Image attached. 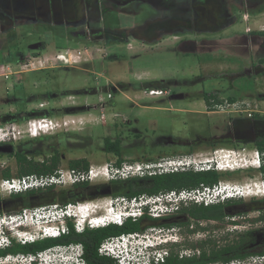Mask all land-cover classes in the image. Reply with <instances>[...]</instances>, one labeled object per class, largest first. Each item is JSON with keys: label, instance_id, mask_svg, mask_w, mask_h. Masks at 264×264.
I'll return each instance as SVG.
<instances>
[{"label": "rangeland", "instance_id": "rangeland-1", "mask_svg": "<svg viewBox=\"0 0 264 264\" xmlns=\"http://www.w3.org/2000/svg\"><path fill=\"white\" fill-rule=\"evenodd\" d=\"M237 16L234 25L201 36L216 38L210 45L211 51L208 45L200 47L199 44H185V40L193 37L187 32H173L172 35H164L161 41L148 43L133 38L124 42L88 43L69 34L66 36L67 32L57 27L52 31V54L70 51L77 57L79 52L86 61L74 68L65 66L53 68L52 72L47 73L29 71L21 75L10 74L8 79L0 77V112L15 110V107L5 104L4 99L7 97H18L26 101L31 95L48 91H52V95H60V99L52 101V106L53 102L59 101L63 106L93 107L82 113V117L66 118V127L52 130L55 133L64 131V128L74 129L71 134L83 138L70 141L72 146L60 165L63 169L69 168L66 165L68 161L79 159L87 160L92 165L114 162L112 156L102 151V140L115 133L123 134L125 163L188 155L182 153L185 148L171 141L192 140L194 133H215L217 145L214 148L231 146L220 142L226 141L223 138L225 131L236 119H242L249 129V137L237 146L253 148V142L264 138V47L254 45L253 42L241 45L236 39L227 40L244 33L246 24L240 14ZM249 16L251 21L248 25L253 30L264 23V15L258 17L249 13ZM153 17L155 12L142 5L131 17L117 13L106 15L100 27L111 31L121 30L134 23L143 24ZM170 30L174 29L167 28L165 32L169 33ZM53 63L62 65L56 60ZM5 66H9L10 72L19 70L13 64ZM5 66L0 68V74L6 72ZM114 88L117 91L112 92ZM208 93H215L222 101L212 111L206 109L203 101V95ZM108 94L111 98H108ZM228 99L233 101L229 102ZM21 106L25 108V105H18L19 108ZM123 118L129 120L130 125H125ZM12 125L15 127L17 142L29 137L25 124ZM0 127L4 125L0 124ZM130 128L139 130L143 138L135 139L127 134ZM57 140L52 139V146L56 144L61 153H66L67 145L64 142L57 145ZM212 149L199 148L191 151L190 156L195 159L209 157ZM5 167L14 168V160L0 157V169ZM240 176V173H224L219 180H243ZM248 176H257V173L250 172ZM9 196L6 191L0 192V198ZM40 208L42 206L23 208L20 212L32 214ZM259 216L260 213L253 211L233 218L232 221L238 224L229 226L227 234L219 230L215 237L216 246L221 248L232 244L246 231H256L262 227L263 223L258 222ZM32 218L33 224L28 225L31 229L35 223L41 227L52 226L49 219H39L37 222L34 216ZM44 254L40 260L52 264L54 252L48 250ZM252 257L256 261L251 264H264V258Z\"/></svg>", "mask_w": 264, "mask_h": 264}, {"label": "flooded vegetation", "instance_id": "flooded-vegetation-1", "mask_svg": "<svg viewBox=\"0 0 264 264\" xmlns=\"http://www.w3.org/2000/svg\"><path fill=\"white\" fill-rule=\"evenodd\" d=\"M142 5L154 11L155 17L151 19L148 18L143 24L134 23L128 28H122L121 30L116 29L111 31L100 27V23L104 21L106 15L117 13L131 17L138 12ZM249 13H253L258 17L264 15V0H0V66L4 67L5 65L13 64L15 68L18 67L19 70L10 72L9 66H5L6 72H10L9 75L13 73L21 75L29 71L47 73L52 72L53 68L65 67L53 63L55 59L54 54H52V31L57 27L64 29L67 32L66 36L69 34L77 40H83L88 43H108L109 41L124 42L128 38H133L142 43H148L161 41L164 35H172L173 32H187L193 37L190 40H185V44L194 46L199 44L200 47L208 45V50L211 51L210 45L216 41V38L207 39L201 36L205 34H214L217 31L234 25L238 20L237 14L241 15V20L246 24L244 33L232 36L227 40L236 39L235 41H238L241 45L253 42L254 45L263 48L264 23L253 30L248 25L251 21ZM171 27L174 30H170L169 33H166V29ZM196 37H199V39L195 40ZM77 59L74 66L66 67L74 68L77 64L86 61L81 58L80 53ZM104 91H106V89H104ZM115 91H117V88L112 89V92ZM58 96L60 97V95H52V91H48L44 94L31 95L27 97L26 101L18 97H7L4 99L5 104L8 107H15V110L0 112V124L1 121L4 120L5 123L1 125L9 127V138L6 142L0 143V147L12 148L9 154L0 152V157L13 159L14 165L17 155L25 157L27 161H31L32 163L52 165V156L58 155V168L61 167V163L67 158L69 148L72 146L70 141H77L83 138L81 136L72 135L71 132L75 131L74 129L67 130L64 128L62 129L64 131L52 133V122L58 126L56 128L65 127L63 123H67L65 121L66 118L82 117L80 116L82 113L92 110L93 107L76 105L63 106L59 101L56 103L53 102L54 104L52 106V101L60 99ZM108 98H111L110 94H108ZM18 105H25V108H22V106L19 108ZM116 116L117 115L114 117ZM101 118L103 119V115H101ZM41 120L50 122L51 128L49 127L50 129L48 128L46 131L37 130L36 134L31 135L28 131V123L30 121ZM122 121L125 122V125H130L129 120L123 118ZM14 123L25 124L26 132H28L29 137L17 142L15 127L12 125ZM115 125L116 123L114 122L113 127H115ZM49 130H51V132H49ZM80 130L81 129L77 131ZM225 133L226 135L223 138L234 142L235 146L249 137V129L244 125L242 119H236L235 122L230 125V128H227ZM17 134H19V132H17ZM127 134H130V136L135 139L143 138V134L134 128L127 129ZM59 137L60 139L57 140ZM122 137V133H115L114 136H106L102 140V151L112 156L111 158H114V162H109L114 166H118V158L123 159L125 157ZM192 137H194L192 140L179 139L175 142L173 140L171 143L185 148L182 153H189L188 155H191V151L193 150L199 148L210 150L217 145V137L213 132L208 134L194 133ZM252 137H254V135H252ZM52 139L57 140V145L64 142L67 145L65 149L66 153H61L56 147V144L52 146ZM107 145L114 146L118 151L116 153L106 152ZM156 159L159 160L163 158L158 157ZM157 160L133 162L150 163L156 162ZM69 162L70 161L66 163L67 166ZM122 163L125 162L122 161L120 164ZM10 168L14 169L12 167ZM49 175H52V173L47 175L33 174L22 177H41ZM136 179L142 178L137 177ZM116 182L117 181L107 183H81L69 188L49 187L52 188L54 195H56V202L52 204H65L64 201H61L64 200L61 197L62 195L67 197L65 199L69 200L66 202L68 203L73 202L71 199L80 201L103 196L114 197L117 193L121 192L131 193L129 190H122L119 187H114ZM262 199L250 200L247 202L243 200L240 201V204L248 203L252 206L261 207L257 211L260 213L258 222L263 224L262 227L256 230L258 233L255 236L258 240L256 246L253 248V252L256 253L264 250V220L261 219L262 215L264 216V201ZM31 201L32 199L0 198V215H4L5 217H17L22 210L21 207L26 203L30 204ZM191 205L204 206L189 203L187 205H181L177 211L160 216L159 218L143 216L135 222H127L138 223L141 231L136 233L146 232L154 239L159 237H166L168 239L165 244L157 246L154 251H165V257L160 264H230L235 260L244 261L252 257L248 256L244 259H231L226 261L224 258L217 259L215 255L216 249L218 248L215 240L217 232L223 230L222 232L227 234L229 226L233 224L237 225L238 223L233 222L232 219L246 214L241 212L244 211L242 208L243 206L238 205L233 207L229 204L225 205L224 202L214 204L219 205V208L217 210L212 209L207 213L195 215L178 213L182 208ZM18 231L36 232L35 229H31L30 226L20 225L18 218L6 221L3 227V233L9 237L10 244L0 249V264H25L23 260L25 256H35L40 253L26 252L24 248L25 245L17 243L14 238V232ZM89 231L93 230H86L82 234ZM247 232L250 231H246L245 233ZM71 233L75 234L70 227L67 235ZM77 244L83 246V252L85 253V246L82 241L55 244L52 249L55 248L54 250H56L57 247L69 248ZM71 251L69 252L71 253ZM255 256L264 257L259 255ZM227 257H229L228 254L225 255V258ZM39 261L38 258L35 259V263ZM52 261V264H61L57 253L53 254ZM111 264H113L112 261Z\"/></svg>", "mask_w": 264, "mask_h": 264}, {"label": "built area", "instance_id": "built-area-1", "mask_svg": "<svg viewBox=\"0 0 264 264\" xmlns=\"http://www.w3.org/2000/svg\"><path fill=\"white\" fill-rule=\"evenodd\" d=\"M77 57L70 51L54 55V59L61 62L63 66H73L77 62L73 59H77ZM0 68L3 67L0 66ZM9 73L3 72L0 77L8 79ZM63 126L66 127L67 123H63ZM49 127L50 122L46 120L28 123V131L31 135L36 134L38 129H48ZM56 127L58 126L52 122V129ZM8 129V126L0 127V143L8 140ZM188 170H193L192 172L196 173L212 171L219 175L240 173L239 178H243V180H238V178L219 180L212 186L200 185L192 190L164 191L153 196L141 195L133 198L103 196L65 204L55 203L35 210L38 211L37 213L29 214V212L22 211L17 217L0 215V249L10 244L9 237L3 233V227L6 221L13 220V218L33 224L32 216H34L35 221L38 220L37 222L39 219L46 218L52 223V226L40 228L39 232H14L17 243L26 245L45 238L57 239L65 236L69 233L70 227L75 234H82L86 230H97L108 226L119 227L127 221L135 222L143 216L159 218L173 213L181 205L189 203L209 206L224 203L227 200L264 198V150L237 145L214 148L209 152V157L199 159L186 155L163 158L150 163L132 162L122 163L118 166L111 163L90 164L87 169L58 168L49 176H28L1 180L0 192L6 191L12 195L49 187L69 188L81 183H107ZM250 172H256L257 176H248ZM167 240L166 237L154 239L146 232L111 236L98 245L97 255L110 259L113 264H160L165 257V251H154L158 245L166 243ZM54 249L50 250L54 254L57 253L61 264L62 262L63 264H87L81 244L69 248L57 247L56 250ZM44 253L45 251L35 256H25L23 260L25 264H33L32 261L36 258L41 259L45 255ZM254 260L255 258L250 257L244 261L235 260L230 264H251L254 263Z\"/></svg>", "mask_w": 264, "mask_h": 264}, {"label": "trees", "instance_id": "trees-1", "mask_svg": "<svg viewBox=\"0 0 264 264\" xmlns=\"http://www.w3.org/2000/svg\"><path fill=\"white\" fill-rule=\"evenodd\" d=\"M1 64V63H0ZM203 100L205 102L206 109L208 110H214L217 106L222 104V101L219 100L218 96L215 93L210 94H204ZM229 102H232L233 99H228ZM222 143H228V145L235 146L234 142H231L229 140H226ZM217 144V143H216ZM254 147H256L259 150H264V138L259 139L255 142H253ZM118 150L112 145H107L106 152L109 153H116ZM123 161L122 158H118L117 165H120V163ZM14 169H11L10 167H5L3 169H0V180H7L11 179L13 177H22L27 175H47L50 173H53L56 168L59 166V157L58 155L52 156V165L49 164H38V163H32L31 161H27L25 157H21L17 155L15 157V165ZM89 166V163L83 159L79 160H73L70 161L68 164V167L70 169H87ZM219 174H216L215 172H202V173H196L192 171H186V172H177V173H170V174H164V175H156L152 177H144L142 179H136L131 178L124 181H117L114 184V187H119L122 190H129L131 193H117L115 196H123L126 198H133L137 197L139 195H157L160 192L164 191H179L182 189H196L201 184L206 186H212L216 184L220 179ZM61 201H64L65 203L69 200L65 199L66 196L62 195ZM11 199H25L29 200L32 199L31 203H26L24 206L21 207V209L25 208H34L37 206H49L52 203L56 202V195H54V192L52 188H48L46 190H37V191H27L25 193L20 194H12L9 196ZM74 201V199H71ZM264 201V198L262 199ZM241 199L237 200H227L225 202V205L229 204L233 207L241 205L243 206L242 213H248L253 211H258L261 207L252 206L251 204L241 203ZM258 202V201H256ZM38 203V204H37ZM260 203V202H258ZM219 205H211V206H196L191 205L189 207H184L178 213L182 214H202L210 212L212 209H218ZM262 220H264V216L261 217ZM141 229L138 226V223H130L125 222L123 225L117 227V226H108L102 229H97L93 231L86 232L82 235H75L73 233L58 238V239H52V238H45L39 241H35L30 244H26L24 246L26 252L36 253V252H44L47 250H50L55 246V244H66L70 241H82L85 246V253L84 258L87 264H111V260L105 257H99L97 255L96 249L99 243L110 236H118L121 234L126 233H133V232H139ZM257 231H250L243 235H240L238 237V240L233 242L232 244H228L226 246H223L221 248L216 249L215 255L217 259L224 258V260H234V259H244L248 256H264V250L261 252H253V248L257 244V238L256 234ZM264 246V245H263ZM228 254L229 257L225 258V255ZM163 264H171V263H163Z\"/></svg>", "mask_w": 264, "mask_h": 264}, {"label": "bare ground", "instance_id": "bare-ground-1", "mask_svg": "<svg viewBox=\"0 0 264 264\" xmlns=\"http://www.w3.org/2000/svg\"><path fill=\"white\" fill-rule=\"evenodd\" d=\"M50 128H51V127H50ZM50 128H49V129H50ZM39 130L46 131L45 128L38 129V131H39ZM43 131H42V132H43ZM36 137H37V135H36ZM37 221H38V220H37ZM26 225H30V226H31L32 224L28 221V222H26ZM33 228H34L35 231H36V230H39V229L42 228V227H41V225H39V223H35V225L33 226Z\"/></svg>", "mask_w": 264, "mask_h": 264}, {"label": "water", "instance_id": "water-1", "mask_svg": "<svg viewBox=\"0 0 264 264\" xmlns=\"http://www.w3.org/2000/svg\"><path fill=\"white\" fill-rule=\"evenodd\" d=\"M5 123V121L4 120H2L1 121V124H4ZM11 151H12V148H10V147H0V152H2V153H11Z\"/></svg>", "mask_w": 264, "mask_h": 264}, {"label": "clouds", "instance_id": "clouds-1", "mask_svg": "<svg viewBox=\"0 0 264 264\" xmlns=\"http://www.w3.org/2000/svg\"><path fill=\"white\" fill-rule=\"evenodd\" d=\"M18 223V222H17ZM19 224L21 225H25V226H28V225H26V222L25 221H19ZM5 226V225H4ZM165 244V243H164ZM161 245V244H160ZM159 246V245H158ZM40 260V259H39ZM32 263L33 264H48V263H46L45 261L44 262H42V260H40L38 263H35V259L32 261ZM27 264H29V263H27Z\"/></svg>", "mask_w": 264, "mask_h": 264}]
</instances>
